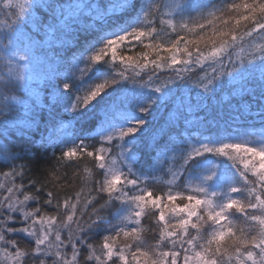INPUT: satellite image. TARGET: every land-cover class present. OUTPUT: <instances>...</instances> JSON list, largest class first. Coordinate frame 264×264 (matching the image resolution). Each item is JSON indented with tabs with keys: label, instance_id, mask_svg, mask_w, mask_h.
<instances>
[{
	"label": "snow or ice",
	"instance_id": "obj_1",
	"mask_svg": "<svg viewBox=\"0 0 264 264\" xmlns=\"http://www.w3.org/2000/svg\"><path fill=\"white\" fill-rule=\"evenodd\" d=\"M42 4L51 7L48 0H0V16L4 17L0 25L6 29L0 34L3 37L0 39V65L6 69L0 71V89L19 85L26 91L30 87L28 70L42 48L26 28L31 25L34 31L41 30V22L33 15V9ZM125 4L128 8L133 7V3L128 4L127 0ZM189 4L190 0H179L167 7L175 11ZM221 5L201 10L188 21L181 20V32H176L177 25L171 20H162L161 23L171 27L178 37L163 42L166 45L163 47L160 43H145L146 40L160 38L152 19L160 9L158 6L149 7L131 30L122 28L104 32L74 55L73 61L78 65L84 63L83 68L78 67L81 77L92 72L96 65H115L118 62L122 68L116 76L133 85L136 83L134 77L140 76L149 63L155 73L157 69L173 65H182L183 71H190L192 66L203 68L211 61V72L205 71L204 75V93L212 91L217 80L226 76L235 91L254 96L259 89L264 100V0H222ZM191 6L195 7L194 0H191ZM59 9L61 16L66 15L64 7ZM80 9V4L71 8L74 12ZM185 34L194 38L186 39ZM134 41L143 48L169 55L165 59L157 52L159 59L152 61H149L147 53L142 54L141 59L124 55L125 49L131 51ZM201 43L211 45L207 53L198 47ZM190 45L197 46L195 52L190 50ZM237 47L240 53L237 59H233L231 50ZM180 53L184 54L183 59L178 55ZM160 60L165 63L161 64ZM129 71L132 75H126ZM116 76L87 84L83 95H76V102L71 104V111L79 115L104 101L98 131L103 141L100 147L93 146L89 150V145L83 140L76 144L73 135L60 127H56L54 135L49 138L62 145L61 152L66 157L90 159L93 168L102 170L103 179L94 180V187L82 185L74 197L65 195L62 202L57 194L47 191V199L43 203L56 209L48 213L40 206L29 209V202L39 203L40 197L25 190L23 184L14 182L13 178L22 175L21 172L15 167L4 172L8 184L0 183V189L6 190L8 195L0 197V256L8 264H81L79 244L89 249L86 264H264V138L249 141L223 136L215 142H198L182 154V167L170 170L167 188H158L134 175L130 165L127 172L122 171V166L128 152L125 144L133 138L143 137L153 147H165L157 140L159 135L166 134L164 129L149 127L147 117L152 115L153 106L165 99L167 84L151 83L153 75L150 73L149 83L142 87H151L154 95L141 101L131 89L108 92V88L120 83ZM60 77L61 70L55 66L53 74L46 76L45 80L51 83ZM176 78L184 79L181 69L175 70V77L168 83L175 84ZM63 81V91L53 92L57 104H64L65 94H71L75 88L71 79ZM252 83L255 87L248 86ZM9 100L23 102L16 96L3 95L0 112L4 115ZM176 111L181 112L179 109ZM245 112L254 114L249 108H245ZM23 126L30 127L27 123ZM109 145L119 149L118 155L110 154L112 148ZM16 155L0 145V160L11 162ZM208 156L231 161L240 176L239 184L229 183L221 191L210 190L217 176L214 167L201 172L198 182L188 180L192 166ZM85 172L92 178L88 168ZM42 190L43 187L35 189L36 192ZM85 192H94L95 195L85 196ZM97 196L103 200L99 209L94 206ZM113 201L127 205V215L112 224L110 234L101 241L95 244L87 242L82 234L107 219L101 210ZM88 205H93V208L87 214L88 219L84 220ZM13 214L22 216L20 223L23 226H12L15 221ZM235 214L243 219L237 222L233 219ZM145 221L150 224L148 228L144 226ZM65 229L66 238L63 236ZM13 233L26 235L34 241V247H26L25 252H21L16 247L18 241L11 236ZM121 240L131 243L122 245ZM229 240L233 242L230 249L224 246ZM69 246L70 258L65 251ZM25 253L31 257L30 260L24 259Z\"/></svg>",
	"mask_w": 264,
	"mask_h": 264
},
{
	"label": "trees",
	"instance_id": "obj_2",
	"mask_svg": "<svg viewBox=\"0 0 264 264\" xmlns=\"http://www.w3.org/2000/svg\"><path fill=\"white\" fill-rule=\"evenodd\" d=\"M128 4L133 3V7L128 8L125 4V0H48L51 7L47 4H42L39 7L33 9V15L39 18L42 28L40 31H34L29 25L26 31H29L33 39L37 43H41V52L36 55L31 61L30 68L28 70V81L30 87L26 89L22 86H10L7 90L0 89V100L3 95L9 97L16 96L23 101L22 103H16L9 100L7 106L6 117L0 116V145L6 146L11 153L17 154L14 157V161L8 162L0 160V183H4L6 186L8 180L3 176L4 172L11 171L15 167L22 175L15 176L13 178L15 183L23 184L25 190L34 192L40 197L39 203L36 201H30L28 204L29 209L34 206H40L48 213L56 211L55 207L46 205L43 203L44 199H47V186L43 187V190L36 192L35 189L40 187L44 177L46 175L44 169L53 164L55 155L60 154L62 151V145L58 142L50 141V137L54 135L56 127H60L66 130L69 134H72L75 130L82 133L83 137L79 140H83L85 144L89 145V150L92 147H100V142L103 143L98 136V131L101 126V107L104 101H101L94 107L85 109L83 114H79L72 117L70 115L71 104L75 103L76 95H83V89L87 87V84H94L101 82L102 79H111L116 76L122 66L117 62L112 64H100L96 65V68L92 72L86 73L81 77L79 68H83L84 63L78 65L73 61V56L79 53L89 42H94L97 38L104 34V32L116 31L119 29L131 30L141 18L147 12L149 7L158 6L160 11L153 17L154 26L160 34V38L155 41L146 40L145 43H160L166 46L163 42L169 41L173 38H178L176 33L167 24H162L161 21L171 20L177 25L176 32H181L179 27L181 20L188 21L191 16L196 15L201 10H208L215 8L216 6H222V0H194L195 7L190 4L183 9H177L172 11L169 5L179 2V0H127ZM227 2V0H225ZM80 4L81 9L77 12L71 10L72 6ZM89 5L90 7H83ZM121 5H125L121 7ZM64 7L66 15L61 16L60 9ZM4 17L0 16V20ZM4 26L0 25V31L4 30ZM6 30V29H5ZM1 34V33H0ZM186 39H193L190 34H185ZM3 39V37H0ZM183 44V41H182ZM190 50L195 52L197 46L190 45ZM201 50L207 53V49L211 47L210 44L201 43L198 46ZM232 51V58L237 59L240 53L237 47ZM159 52L167 59L168 53ZM157 52H153L151 49L141 47L138 42L132 43L131 51L125 49L124 55H133L137 59H141L142 54L147 53L149 55V61L159 59ZM120 53L118 52V55ZM181 59L184 58V54H178ZM107 59V57H106ZM238 62V61H237ZM161 64H164V60H160ZM170 64L171 61L168 60ZM225 60V64H227ZM211 61L206 63L203 68L199 65L191 67L190 71H183L182 65H173L171 68L164 67L157 69L153 73V65L149 63V67L141 72V75L134 77L136 83L133 85L129 81L120 80L118 76L116 78L120 80V83L108 88V92H119L121 90H134L138 98L141 101H146L153 98L154 93L151 87H142V85L148 84V75L152 73L153 79L151 83L155 85H165V99L161 100L156 106H153L152 115L148 116L149 127L163 128L166 132H171L173 126H179L178 129L182 130L180 135V148L177 147L176 141L171 139L172 150L164 151L158 155L157 161L165 156L166 158L176 157V161L173 164L175 167L180 162L179 152L183 153L187 151L190 146L188 143L192 142H215L221 139L223 136L229 139H247L249 141L256 140L257 138H264V100L261 99V92L256 89L254 96L247 93H239L234 90L232 85L228 82V77L222 76L216 82V87L208 93H204L203 83L205 71L211 72ZM55 66H59L61 70V77L48 83L45 80L46 76L53 74ZM79 67V68H78ZM231 67V65H228ZM181 69V75L183 80L176 78L175 84H170L168 81L175 77V70ZM0 71H6L3 65H0ZM126 75H132L131 71ZM63 79H71L74 83V89L71 94H65L64 104H57L53 96L54 91H63L62 83ZM230 79V78H229ZM34 84V85H33ZM200 84V87H196ZM33 85V87H31ZM249 87H255L254 83L249 84ZM112 88H115L112 90ZM79 89H81V91ZM103 95V94H102ZM100 98L97 97V100ZM93 104L96 101H92ZM245 108H249L254 114H247ZM177 109L181 112L177 113ZM139 116L138 113H136ZM170 121V122H169ZM15 122H22L17 124ZM23 123H27L30 127H24ZM202 126V127H198ZM58 132V130H57ZM199 132L200 137L197 133ZM178 132H175L174 136H177ZM195 136V138H192ZM179 138V137H178ZM131 139L132 143L129 146H125L128 152L125 156V163L122 166V171L127 172L129 165L134 175L139 176L142 180L146 179L149 183H153L152 179L156 178L155 172L150 173L149 167L143 159L144 140L143 137ZM190 141V142H189ZM259 143V140L257 141ZM195 145V144H194ZM112 148L111 155H118L119 149L109 145ZM215 166L217 172V179L210 187H214L212 191H221L226 186L231 184H239L240 176L236 169L233 167L232 162L226 158H216ZM181 161H184L181 160ZM143 164L136 165L133 163ZM163 162V160H162ZM75 163V162H73ZM207 169L211 166L209 163ZM167 165V164H166ZM195 165H197L195 167ZM169 167L170 170L173 167ZM201 163H195L192 167L200 168L197 176L203 172ZM85 168H88L92 172V178H89L88 172H85ZM133 169L136 172H133ZM79 170L86 179L83 181L78 180V187L75 190H68L66 195L74 197L75 191L86 184L89 187H94V180H102V172L100 169L92 167V162L89 159L88 165H77ZM71 171V169H69ZM165 172V171H164ZM163 172V173H164ZM163 176L166 181L169 178ZM158 188H167L165 186H158ZM8 195L7 191L0 189V197ZM61 202L65 195L57 194ZM85 196L95 195V193H83ZM103 195V194H101ZM22 198V197H21ZM103 200L97 196V200L94 201L95 208L99 209ZM93 205H88L85 210L84 220L88 219V213H91ZM102 214L107 219L99 222V226L89 229L87 233H84V238L89 243L95 244L101 241L105 235L110 234L111 225L119 221L123 216L127 215L129 209L119 201H113L107 208L102 209ZM15 221L12 226H23L20 221L22 216L19 214H13ZM233 219L240 222L243 218L239 214H235ZM144 226L148 228L149 222L145 221ZM75 227V225H73ZM150 235V234H148ZM12 238L16 239L18 243L24 247H34V241L22 233L11 234ZM63 236L66 238L67 230L63 232ZM81 256V261H86V256L89 249L85 246L78 244ZM12 250V249H10ZM14 251V250H12ZM69 258L71 257L70 246L65 249ZM30 260V258H24ZM51 258H49V261ZM8 264L2 256H0V264ZM92 264V262H87Z\"/></svg>",
	"mask_w": 264,
	"mask_h": 264
},
{
	"label": "clouds",
	"instance_id": "obj_3",
	"mask_svg": "<svg viewBox=\"0 0 264 264\" xmlns=\"http://www.w3.org/2000/svg\"><path fill=\"white\" fill-rule=\"evenodd\" d=\"M4 113L0 112V116H3ZM75 162V163H73ZM89 159L84 156L68 158L62 152L60 154L55 155V159L51 166H48L44 169L46 175L40 187L47 186V191H51L55 194L66 195L68 190H75L78 187V180L83 181L86 177L77 170V165H88ZM71 169V171H69ZM131 243L130 241L121 240L120 244L126 245ZM232 241L229 240L225 243V248L232 247ZM17 248L21 252H25L26 247L17 243ZM24 258H30V256L25 253ZM8 262L6 259H4ZM81 264H86V261H81Z\"/></svg>",
	"mask_w": 264,
	"mask_h": 264
},
{
	"label": "rangeland",
	"instance_id": "obj_4",
	"mask_svg": "<svg viewBox=\"0 0 264 264\" xmlns=\"http://www.w3.org/2000/svg\"><path fill=\"white\" fill-rule=\"evenodd\" d=\"M6 30L4 29V30H1L0 31V33L1 34H3V32H5ZM70 115H73L72 117H74L76 114L75 113H70ZM174 134H175V132H178V129L175 127L174 128ZM174 136H172V138H173ZM192 138H195V136H193ZM136 140H138V138H136L135 139V141ZM190 142V141H189ZM132 143V140H129L126 144H125V146H129L130 144ZM100 145H102V142H100L99 143ZM189 144V146L191 147V146H193L194 144H196V142H192L191 144L190 143H188ZM190 149V148H189ZM188 149V150H189ZM184 153V152H183ZM183 153H181V152H179V155H180V158H179V160H180V162H178L179 164L175 167L173 164L175 163L174 161H176V159H174V158H176V157H172V158H168L167 160H165V162H164V164H161V162H159V161H155V165H156V168L157 169H160L161 171H162V173H157V174H155V176H156V178H153L152 179V182L153 183H156L158 186H165V187H167V184H166V181L164 180V178H163V176H165V174L169 171V167H172V166H174L173 167V171L174 170H176L177 168H181L182 167V165L184 164V161H181V160H183V156H182V154ZM152 156V155H151ZM215 159L212 157V156H208V157H206V158H203V159H201L200 161H198V162H196V163H201L203 166H202V170L204 171V170H206L207 169V165L205 164L204 165V163H209L210 164V168H215L216 169V166H215ZM167 164V165H166ZM197 165H195V167H196ZM200 170V168H194V167H192L191 168V170H190V172H189V174H188V176H187V179L188 180H191V181H193V182H198L199 181V179H200V175H198L197 176V174H198V171ZM101 172H102V170H100ZM165 171V172H164ZM133 172H136V170L135 169H133ZM164 172V173H163ZM169 173V172H168ZM166 178H169L170 179V174H168L167 176H165ZM103 179V178H102ZM216 179H217V176H216ZM216 179H215V181H216ZM187 182V181H186ZM212 188H214V187H210V190L212 189ZM125 205V204H124ZM125 207L127 208V209H129L128 208V206L127 205H125ZM3 264V263H2Z\"/></svg>",
	"mask_w": 264,
	"mask_h": 264
}]
</instances>
